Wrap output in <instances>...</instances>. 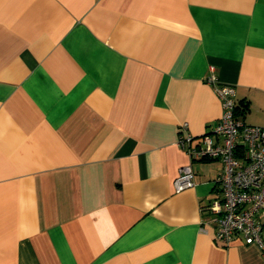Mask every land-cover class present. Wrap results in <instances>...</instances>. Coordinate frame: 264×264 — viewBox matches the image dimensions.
Segmentation results:
<instances>
[{"label":"crops","instance_id":"0c3cea01","mask_svg":"<svg viewBox=\"0 0 264 264\" xmlns=\"http://www.w3.org/2000/svg\"><path fill=\"white\" fill-rule=\"evenodd\" d=\"M210 73L264 126V0H0V264H264L176 145L221 116Z\"/></svg>","mask_w":264,"mask_h":264},{"label":"built area","instance_id":"2783aa9c","mask_svg":"<svg viewBox=\"0 0 264 264\" xmlns=\"http://www.w3.org/2000/svg\"><path fill=\"white\" fill-rule=\"evenodd\" d=\"M205 81L220 100L221 116L200 136L189 132L187 122L181 123L176 145L190 161L216 160L221 165L216 177L219 190L207 206L213 239L227 245L240 234L264 257L263 224L258 216L264 211V126L250 125L237 117L233 85L219 82L213 73ZM193 185L194 172L188 163L180 167L173 188L180 192Z\"/></svg>","mask_w":264,"mask_h":264},{"label":"trees","instance_id":"16d2710c","mask_svg":"<svg viewBox=\"0 0 264 264\" xmlns=\"http://www.w3.org/2000/svg\"><path fill=\"white\" fill-rule=\"evenodd\" d=\"M241 106H242L243 110H245V111L247 110V105L245 103L241 104ZM238 108H239V106H237L236 109H238ZM236 115H237V111H236Z\"/></svg>","mask_w":264,"mask_h":264}]
</instances>
